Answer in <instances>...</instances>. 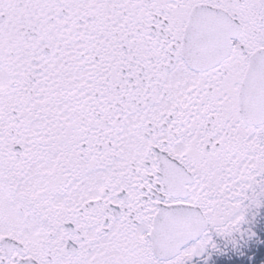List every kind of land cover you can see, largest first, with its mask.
<instances>
[{"label":"snow or ice","instance_id":"obj_1","mask_svg":"<svg viewBox=\"0 0 264 264\" xmlns=\"http://www.w3.org/2000/svg\"><path fill=\"white\" fill-rule=\"evenodd\" d=\"M261 199L264 0H0V264H264Z\"/></svg>","mask_w":264,"mask_h":264},{"label":"flooded vegetation","instance_id":"obj_2","mask_svg":"<svg viewBox=\"0 0 264 264\" xmlns=\"http://www.w3.org/2000/svg\"><path fill=\"white\" fill-rule=\"evenodd\" d=\"M249 199H258V197H250ZM262 203H264V202H260V204H262ZM249 212H251L250 208H249ZM249 212H248V213H249ZM248 213L243 214V215H247ZM252 213H253V212H252ZM244 222H245V221H242V223H244ZM246 223L250 224L251 221H247ZM237 230H239V228H237Z\"/></svg>","mask_w":264,"mask_h":264},{"label":"rangeland","instance_id":"obj_3","mask_svg":"<svg viewBox=\"0 0 264 264\" xmlns=\"http://www.w3.org/2000/svg\"><path fill=\"white\" fill-rule=\"evenodd\" d=\"M254 190V189H253ZM261 195V194H260ZM245 208L243 209V212H244Z\"/></svg>","mask_w":264,"mask_h":264}]
</instances>
